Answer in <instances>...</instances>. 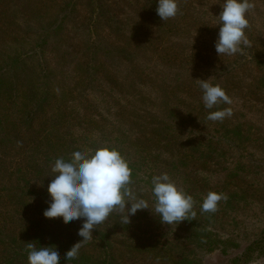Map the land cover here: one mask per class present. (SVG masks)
Segmentation results:
<instances>
[{
  "label": "rangeland",
  "instance_id": "1",
  "mask_svg": "<svg viewBox=\"0 0 264 264\" xmlns=\"http://www.w3.org/2000/svg\"><path fill=\"white\" fill-rule=\"evenodd\" d=\"M223 2L179 0L177 16L163 22L156 0H0V62L20 54L24 67L20 93L2 103L6 131L15 138L14 145H0L5 186L28 178L38 188L45 151L52 161L78 149L119 148L120 141L126 151L148 156L165 144L160 124L178 131L161 159L175 164L167 173L193 197L195 216L169 226L141 210L121 225L115 211L83 244L94 264H264L258 241L264 236V0H251L248 46L219 57L214 42ZM197 79L220 85L231 104L206 109ZM45 94L48 103L34 111ZM225 108L231 117L207 119ZM132 190L154 212L151 188ZM210 191L226 199L205 213L201 204ZM27 198V208L0 199V225L12 230L4 242L25 241L21 232L31 222V233L40 229V200ZM193 224L207 226L220 243L197 247L204 239L186 234Z\"/></svg>",
  "mask_w": 264,
  "mask_h": 264
},
{
  "label": "clouds",
  "instance_id": "2",
  "mask_svg": "<svg viewBox=\"0 0 264 264\" xmlns=\"http://www.w3.org/2000/svg\"><path fill=\"white\" fill-rule=\"evenodd\" d=\"M251 0H224L219 14V32L214 42L218 56L235 55L248 46L245 30L249 26L247 14L253 9ZM156 13L166 22L179 13V0H156ZM210 79V78H209ZM209 79L199 80L202 101L206 109H214L221 103L231 104V99L218 84ZM230 108L210 111L207 119L223 121L231 117ZM53 179L47 192L51 198L43 211L46 219L62 217L65 223L82 220L78 235L83 239L65 253V259H76L84 243L93 238V230L105 223L109 216L118 211L121 225L129 224L130 217L138 211L150 210L162 224L169 226L195 216V201L170 178L167 173L151 177V193L154 212L149 203L131 188L132 169L119 150L102 146L95 150H76L71 158L55 160L51 168ZM226 199L223 194L210 191L204 197L201 211L214 213L218 203ZM28 264H59L61 251L58 246H38L27 243Z\"/></svg>",
  "mask_w": 264,
  "mask_h": 264
},
{
  "label": "trees",
  "instance_id": "3",
  "mask_svg": "<svg viewBox=\"0 0 264 264\" xmlns=\"http://www.w3.org/2000/svg\"><path fill=\"white\" fill-rule=\"evenodd\" d=\"M1 57L3 58V55ZM20 57H21L20 54H16L15 56H10V57L8 56L0 62V114H1L0 115V145L1 144L6 145V143L14 145L15 138L9 136L10 134L7 133L6 131V124H5L6 117L5 114L2 113L5 109L2 103L4 102L5 99H7L6 97H9V95L12 94V91H14L15 94L19 92L20 81H22L20 75L23 74L24 72V67L19 66L20 62H22ZM50 93L51 92L49 90V93L47 94ZM47 94H45V96L39 100L41 102L38 105L39 109L36 107L33 109L34 111L39 112L40 109L42 108V107L40 108L41 104L45 105L46 103H48L49 99L47 98ZM33 105L35 104L33 103ZM22 107H26V106L22 105ZM151 123H153L152 120ZM162 124H160L161 125L160 132L162 133V139L165 141V144L161 147V149H157L159 147V146L157 147V144H156L157 148L154 145L152 147L153 149H151L152 150L151 153L148 156H146L145 151L143 149L133 151L127 146L128 150L126 151L124 148L125 146L124 143H121L120 141H119V148L111 147L119 150L122 156L128 161L129 166L132 169V176H131L132 183L130 185L131 189L136 185L145 186L146 184L151 188L150 181L152 176L160 175L162 173H167V170L169 168L172 169L175 167L174 166L175 164L172 161L169 162V160L164 158L161 159V157L163 155L169 157L170 148L168 145L170 142L175 143L178 141L177 140L178 137L176 135L178 131L177 130L167 131V125L165 124V122ZM154 135L157 136L158 133L154 132ZM130 145H132V143H130ZM143 148H145L146 150H150V146H143ZM47 154L48 152L46 151L44 152V154L42 153L43 161L42 163H39V165L42 164V168L38 167L37 169V174L39 176V181H37L39 183L38 188H34L31 186L34 182H36V180L32 182L29 181L28 178L27 179L21 178L20 180H16L15 183L12 182L11 184H9V186H5L1 178L0 199L5 197V199L9 203H12V201H14L15 205H18L20 202L21 203L23 202L24 208H27L28 207L27 201L29 200L27 197L31 196L34 197L35 199L40 200L38 204L41 205L42 209L39 210L44 211L51 202V198L47 192V187L48 184L53 179V177H51L53 173L51 172V166L49 167V164L52 163L53 165L55 160L61 157H63L65 160L71 158L70 155L67 156L59 155L55 157L52 161H50V156L48 157ZM153 156L155 158H152ZM3 163L4 162L0 160V164L3 165ZM152 165H157L158 168L154 169L152 168ZM20 173L23 174L24 172H22V170H19L17 174ZM167 174L170 176L169 172ZM144 180H147L148 183H144ZM8 181H10V179H8ZM21 182L22 183L26 182V183L25 185H23ZM5 193L7 194L9 193V196H6ZM189 217L192 218V216ZM78 222L79 220L72 221L70 223H65L62 217H58L55 219H46L44 216H42L41 220H39V222L36 223V226L40 228L37 233L35 234L31 233L32 227H34L33 225L35 224V222L34 223L31 222L28 228L24 230V232H21V234H24L23 238L25 239V241H19L21 245L17 243L18 241L15 238H12V240L9 243L4 242L5 238L8 237L7 235L12 233V230H10L4 224L0 225V246H2V250L0 254V264H28L27 251H26L27 243L37 244L38 246H48V245L58 246L61 251V260L59 261V264H94L95 261L87 257L83 252L85 245H83L80 248L79 255L76 259H70V260L65 259V253L68 250H70L75 243L80 242L83 239L78 234L75 235V240L73 239L74 235L72 231L76 229V225ZM186 234H188L189 236L195 239L197 238L204 239L201 242L199 241L196 242L197 247H200L201 245L203 247H206L208 245V247L212 249L214 248V244L216 243V241L220 243L218 240H216L213 237L212 233L208 230L207 226L205 228V227H198L196 224H193V226L188 227V231L186 232ZM258 241L263 242L264 236L262 235L261 239ZM256 242L257 241H254L253 243Z\"/></svg>",
  "mask_w": 264,
  "mask_h": 264
}]
</instances>
